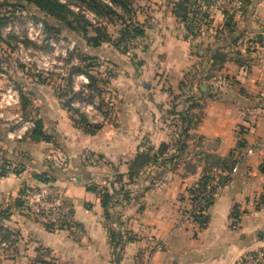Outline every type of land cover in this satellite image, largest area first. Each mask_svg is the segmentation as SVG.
I'll return each instance as SVG.
<instances>
[{"label":"crops","instance_id":"1","mask_svg":"<svg viewBox=\"0 0 264 264\" xmlns=\"http://www.w3.org/2000/svg\"><path fill=\"white\" fill-rule=\"evenodd\" d=\"M176 1L150 0L151 8L137 20L144 31L138 38L145 55L140 67L132 68L108 43L86 47L89 56L117 70L111 81L115 112L111 119L94 121L100 128L93 134L77 113L64 109L49 85L35 86L31 96L36 112L31 119L41 121L47 141H10L0 128V167L16 171L0 177V246L14 237L15 263L113 264L117 257L116 264H239L244 253L264 243V151L243 158L264 142V49L233 55L228 46L264 29V0H246L228 27L225 15L213 10L202 33L187 32L178 23L172 13ZM207 20L197 16L192 22L196 27ZM217 32L235 37L210 47L227 63L222 83L218 79L209 88L212 78H205V70L213 60L207 67L200 63L203 77L192 76L199 72L193 45L209 36L213 42ZM217 89L224 93L217 95ZM183 94L190 101L204 100L201 115L180 113ZM172 119H179L184 134L174 148L162 123ZM238 141L244 147L234 153H240L234 173L207 209L205 225L183 221L189 190L207 165L205 156L225 158ZM161 146L165 152L158 162L128 180L136 156ZM39 175H46L70 204L69 230H48L24 207H16L26 190L41 186ZM102 189L110 195L115 191L112 220L104 216L97 193ZM110 229L119 235L115 249Z\"/></svg>","mask_w":264,"mask_h":264},{"label":"rangeland","instance_id":"2","mask_svg":"<svg viewBox=\"0 0 264 264\" xmlns=\"http://www.w3.org/2000/svg\"><path fill=\"white\" fill-rule=\"evenodd\" d=\"M57 1L65 5L71 12V15L67 18L70 26L66 22L45 16L34 6L26 3L25 0H0V17H3V22L0 26V128L8 132L7 136H9L10 141H21L25 138L24 136L19 140L16 136L23 124L31 121V113H36L31 101L32 91H34L35 86L49 85L55 91L60 86L68 87V78L76 73L77 69H84L85 65H88L81 61L82 57L97 60L96 66L85 69L94 78L96 85L90 90L86 89L85 86L84 96H78L76 101L79 106L74 111L83 115L90 123L93 122L92 124L97 119H100L101 113L106 114L107 119L113 117L115 111L111 81L115 78L117 70L104 64L97 57L89 56L85 53L87 51L86 47L90 48V46L83 37H93L96 34V29L107 35L110 40L108 44L125 56L132 68L140 67L143 63L145 55L140 52L142 48L140 39L134 41L127 39L119 47L115 45L120 38V33L125 31V27L133 26L134 24L142 25L137 20L141 21L145 9L151 8V6H148L151 3L149 2L150 0H119L121 3L112 5H110L109 0L107 2L100 0L108 4L111 9L109 8L110 11L97 9V13L83 4L82 0ZM220 12L221 14L225 13V11ZM230 17L232 18V16ZM38 22L43 25L42 37L40 35L36 36L38 29L35 27L33 31H29L28 23L35 24ZM196 23L198 30L194 31L202 33L206 25L210 24V20H207V22L201 21L200 23L197 21ZM204 36H206V33ZM212 37H204L202 43L193 45L194 53L198 54L196 56L198 58L196 59V66L199 71L193 72L192 76L194 77H203L200 63L205 62V67L208 66V60H210L212 55L209 51L210 47L214 45L221 46L229 38L233 40L235 36L233 32H228L227 34L217 32L213 42ZM248 37H240L239 40L234 41L235 43L228 44L229 51H231L229 53L233 55H241L243 53L242 55H246L247 52H250L244 50L241 46L242 41ZM59 43H62V45ZM71 43H74V50L63 54L64 49ZM52 44L58 45L57 54L54 53ZM203 58L205 59L203 60ZM226 63V60L222 61V58L218 57L215 61L213 60L210 69L207 68L208 70H205L207 72V74L205 73V78L207 75V77L212 79L216 78L215 81L211 79L214 86H211V80L208 82L209 88H215L218 79L222 83L225 75L222 68ZM76 77L73 75V78H71L73 83L80 88L84 84L77 81ZM227 80L229 79L227 78ZM229 86L237 89L233 84ZM223 91L217 89V95H222ZM226 91L227 93L225 92V94L230 95V89L227 88ZM192 99L186 94L182 95L180 101L183 105L180 113L187 112L198 117L202 113L203 104L201 103L204 100L200 102L190 101ZM89 105H92L95 110H89L87 108ZM185 108L186 110H184ZM175 120H170L169 124L162 122L165 128L169 127L168 132L171 136L169 140L172 141L170 145L172 148L179 146L180 137L181 135L184 136V134H181L179 119ZM187 136L189 137V134ZM238 157L240 156L238 155ZM10 238L9 241L4 242L0 246V264H17L11 260L14 237Z\"/></svg>","mask_w":264,"mask_h":264},{"label":"trees","instance_id":"3","mask_svg":"<svg viewBox=\"0 0 264 264\" xmlns=\"http://www.w3.org/2000/svg\"><path fill=\"white\" fill-rule=\"evenodd\" d=\"M26 3L31 4L34 6L36 9H38L40 12L45 14V16L51 17L57 21L61 22H66L70 26V23H68L67 18L69 15H71V12L67 9L65 5H62L59 3L57 0H25ZM99 1V2H98ZM200 0H178L173 4V9L172 13L178 23L184 25L185 29L187 32L193 33L195 32L194 30H198L192 22L193 20H196V17L199 16V10H201V6H197L198 2ZM206 2V0H201ZM82 3L85 4L90 10L93 12L97 13V9H102L105 11H110V6L108 4L103 3L100 0H82ZM110 5L115 4V3H121L119 0H109ZM247 3V1H246ZM110 8V9H109ZM200 8V9H199ZM194 9V10H193ZM197 11H196V10ZM1 16V15H0ZM208 16L203 14L201 20H207ZM225 27H228L232 24L231 22V17L225 15ZM3 22V17H0V26L1 23ZM194 25H193V24ZM49 30V29H48ZM96 34L93 37L85 36L83 37L86 43L93 48L99 47L101 44L104 43H109V38L105 33L99 32V30H95ZM143 28L142 25L134 24L133 26H127L125 27V31L120 33V38L117 40L116 47H119L122 42L126 41L127 39L130 41L137 40L138 38L143 37ZM210 60H216L218 57L222 58V61H225V56L221 55V53L213 51L211 53ZM81 61L83 63H86L88 65H85L84 69H77L76 73L72 75H84L87 80H88V85L86 86V89H92L96 85V81L94 78L89 75L85 69L91 68L96 66L97 60L92 59V58H86L82 57ZM71 75V76H72ZM71 77L68 78L67 81V88H69L70 83H71ZM106 83V82H105ZM68 90L65 89V92ZM191 109V108H190ZM70 111V109L68 110ZM74 111V110H71ZM75 112V111H74ZM76 113V112H75ZM106 114H103L104 120L107 119L105 116ZM80 121L82 124L87 128L86 130L93 134L95 131H97L100 128V125L97 124H91L89 123L86 118L83 115H79ZM181 120L184 122L185 118L182 116ZM33 122V128L25 135V138H30L33 141H47L46 136L42 132V123L40 120H32ZM243 148V143L239 142L236 145V149L234 151H231L227 157L225 158H219L216 156H205V163L207 164L206 167L203 169L202 174L203 176L200 177L197 185L189 190V196H190V201L192 202L193 195L196 193L197 189L200 188L201 186H205L206 183L211 181L213 178V175L217 173H230L234 166L237 163V157L234 155L236 150H240ZM163 146L159 148L158 151L152 152L146 151L144 153H140L136 156L135 160L130 164L129 166V172H128V180L133 181L134 179L137 178L138 174L140 171L143 170L144 167H148L149 165H153L154 163L158 162L159 157H162V154L164 153ZM240 155V153H238ZM238 156V155H237ZM6 167L4 164L3 166L0 167V177L6 176ZM16 172V171H12ZM46 175H39L35 177L40 183H45L48 181L46 178ZM119 178V177H118ZM95 192L96 189L94 188ZM93 191V190H92ZM97 193L100 196V203L102 206V209L104 211V216L107 220H112V215L109 213V208H110V203L112 201L113 196L115 195V191H113L112 195H110L106 189L98 190ZM212 204V203H211ZM210 204V205H211ZM16 207H21L22 204L19 202H15ZM209 205V206H210ZM7 211V210H6ZM5 210H2L1 212L4 214L6 213ZM193 221L200 227L202 228L205 225L206 222V216H195ZM46 228L48 230H53L51 225L45 224ZM109 236H110V243L112 244L113 248L115 249L117 247V244H119V235L118 233L112 229L109 230ZM115 254V253H114ZM115 257V256H114ZM118 261V258L115 257L113 264H116Z\"/></svg>","mask_w":264,"mask_h":264},{"label":"built area","instance_id":"4","mask_svg":"<svg viewBox=\"0 0 264 264\" xmlns=\"http://www.w3.org/2000/svg\"><path fill=\"white\" fill-rule=\"evenodd\" d=\"M103 1L107 2V0ZM199 5L201 6V10L198 12L199 18H202L204 13L209 17L213 10L225 11V13H223L226 16H236L243 12L246 6V0H206V2L200 0ZM28 27L29 31H33L34 27L37 28L38 31L36 36L40 35V37H42V23H28ZM59 44L62 45V43ZM52 46L54 48V53L57 54L59 48L58 45L52 44ZM241 46L244 50L248 51L263 50L264 29L251 37L245 38L242 41ZM73 50L74 43L68 44L66 49H64L63 54L66 52H72ZM75 76H77V81L84 84L80 87L82 91L75 83H73V75L71 76L72 78L69 88L60 86L58 89L56 88L55 91L64 109H70V112H72L71 110H76L75 108H78L79 105L76 99L78 96H84L85 86L88 85V80L84 75L78 74ZM65 88L68 90L67 92H65ZM87 108L89 110H95L92 105H89ZM77 114L78 116L80 115L79 113ZM102 115L103 114L101 113L99 117L104 120ZM32 128V121L24 123L16 138L20 140ZM262 151H264V142L250 148L243 158ZM235 167L236 165L230 173H217L213 175L211 181L206 183L205 186H201L197 189L196 193L192 196L194 200H192V202L190 201L189 208L183 214V221H193L195 216L205 215L209 205L214 201L222 188L230 181ZM6 170V176L13 171L11 167L6 168ZM202 176L203 174H201L200 177ZM47 180L48 181L45 183H41V186L38 188H30L26 190L24 196L19 198V202L34 218L43 221L44 224L51 225L53 230H69L73 226L72 208L56 185L50 179ZM239 264H264V243L258 249L244 253L239 259Z\"/></svg>","mask_w":264,"mask_h":264},{"label":"water","instance_id":"5","mask_svg":"<svg viewBox=\"0 0 264 264\" xmlns=\"http://www.w3.org/2000/svg\"><path fill=\"white\" fill-rule=\"evenodd\" d=\"M202 91H204L205 89L204 88H201Z\"/></svg>","mask_w":264,"mask_h":264}]
</instances>
